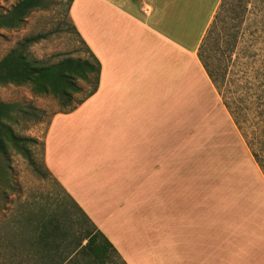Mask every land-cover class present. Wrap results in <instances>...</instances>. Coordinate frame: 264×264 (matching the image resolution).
Wrapping results in <instances>:
<instances>
[{"label":"crops","instance_id":"crops-1","mask_svg":"<svg viewBox=\"0 0 264 264\" xmlns=\"http://www.w3.org/2000/svg\"><path fill=\"white\" fill-rule=\"evenodd\" d=\"M221 2L71 5L101 75L96 93L52 119L45 165L126 264H264V176L204 173L195 136L182 149L178 132L180 119L203 118L208 89L219 98L198 51Z\"/></svg>","mask_w":264,"mask_h":264},{"label":"rangeland","instance_id":"rangeland-1","mask_svg":"<svg viewBox=\"0 0 264 264\" xmlns=\"http://www.w3.org/2000/svg\"><path fill=\"white\" fill-rule=\"evenodd\" d=\"M20 1L0 0V14L8 13ZM44 1L46 7L34 11L21 28L0 30V62L30 37L41 38L27 50L29 58L36 62L56 65L68 59L91 60L72 27L71 0ZM214 15L204 27L207 29L212 22L200 55L214 76L220 97L208 89L205 94L210 105L199 111L203 118L198 115L193 126L180 119L178 132L184 139L180 140L181 148H187L186 138L194 135V157L202 159L204 165L208 160L204 173L209 169L216 175L258 178L261 173L264 176V0H224ZM195 79L206 90L205 76L198 74ZM78 85L82 93L74 95L70 107L52 96L35 94L29 86L0 85V102L15 106L14 113L3 122L24 145L20 149L10 143L0 152V230L10 224L12 236L17 233L19 219L29 210L58 217L70 229V241L92 231L45 165V138L52 119L57 114L75 111L78 107L72 112L70 109L87 96L93 83L80 81ZM223 103L232 111V118L258 156L262 170L255 164ZM169 115L166 114V120ZM13 239L10 244L19 241ZM21 253L18 251L16 261L27 260ZM107 264L124 263L112 254Z\"/></svg>","mask_w":264,"mask_h":264},{"label":"trees","instance_id":"trees-1","mask_svg":"<svg viewBox=\"0 0 264 264\" xmlns=\"http://www.w3.org/2000/svg\"><path fill=\"white\" fill-rule=\"evenodd\" d=\"M73 1L74 0H71L70 2V8ZM223 1L224 0H222L220 5H222ZM45 7L46 3L44 0L20 1L8 13L0 14V30L21 28L26 19L34 11L44 9ZM72 27L76 31L73 25ZM211 27L212 24L199 48L198 58L220 97L219 88L217 87L216 81L213 80L214 76L210 73L208 68H206L200 55ZM40 39V37L25 39L16 50L11 52L0 62V85L29 86L35 94L52 96L63 104H66V106L69 104L68 107H70L74 95L82 93V88L78 85V82L93 83L87 96L70 109L72 112L90 96L96 93L100 81L101 65L82 40L92 61L68 59L56 65H44L36 62L29 58L27 50L32 45L38 43ZM223 106L232 118V111L229 110L224 103ZM14 108L15 106L13 105L0 102V152L2 153L5 151L6 145L10 143L20 149L24 147L22 140L16 138L12 130L6 127L3 122L4 119L11 117L14 113ZM232 120L238 132L241 133L237 123L233 118ZM241 137L250 150L254 161L260 167L257 161L258 156L251 151L250 145L243 137L242 133ZM65 194L73 207L84 216L87 223L92 227V233L88 232L82 238L70 241V238H73L70 229H67L58 217L49 215L41 210L38 214H34L29 210V212H24V215L19 219L15 236L10 234V224L0 230V263L107 264L112 254L117 255L122 260L115 247L102 232L98 230L85 212L66 192ZM14 237L19 241L16 244H10V239L14 241ZM85 242L87 243L84 245ZM18 251L22 252L21 254L24 258H27V260L23 259V261H16ZM123 263L126 264L124 261Z\"/></svg>","mask_w":264,"mask_h":264}]
</instances>
